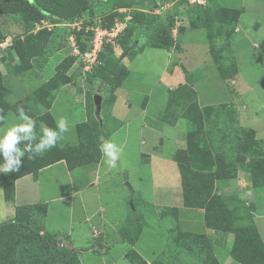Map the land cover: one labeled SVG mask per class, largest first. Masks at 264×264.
Wrapping results in <instances>:
<instances>
[{
    "label": "trees",
    "instance_id": "trees-1",
    "mask_svg": "<svg viewBox=\"0 0 264 264\" xmlns=\"http://www.w3.org/2000/svg\"><path fill=\"white\" fill-rule=\"evenodd\" d=\"M135 1L142 3L143 0ZM179 1L180 5H186L188 12L191 13L190 24L195 28H206L207 39L210 43L215 39H221L224 47L231 45V37L234 35L242 13L241 9L223 6L216 0H206V5ZM89 8L90 0H13L6 6L0 5V9L20 14L26 20L37 21L46 16L53 22L73 20L87 12ZM131 21L141 28H147L153 18L148 13L134 10ZM130 29H127L128 33ZM48 37L49 31L43 28L27 34L23 42L15 41L12 49L18 56L19 63H14L11 53H9L10 64L5 66L7 73L19 75L24 63H28L29 59L44 52ZM117 40L120 42L119 48L122 53L129 54V58L133 59L135 53L130 46H127L125 37ZM145 45L167 49L170 40L155 33ZM103 47V51L99 53L101 63L95 66L88 77L116 88L121 84L122 78L127 76L128 71L124 65L117 63L111 46L104 45ZM262 48L264 53V46ZM72 61L73 58H69L62 62L54 77L36 90L34 97L37 95L48 96L44 102L47 110L38 117H32L36 121V127L40 123L39 121L48 123L51 128L55 127L50 107L56 94L52 92L56 90L57 93L62 84L69 80L64 74ZM221 68L224 69L220 70L221 74L228 77L224 72L225 68L223 66ZM117 74H120L121 77L117 78ZM181 89L185 91L181 93ZM8 93L9 89L3 83L0 70V114L5 118L3 122H0V126L5 123L9 112L17 114V106L30 97V94H27L15 102H10L6 99ZM115 98L113 95L108 100L110 107ZM161 120L172 126L178 125L186 131L185 148L178 149L173 154V160L180 173L183 204L204 207V222L207 226L234 234L229 254L237 263L264 264V242L251 214L247 213L243 216L239 207L231 204V200L213 193L216 180L234 178L237 172L242 169L250 172L252 187L264 186V139H256L255 130L249 127L238 129L239 135L236 137V139L240 137L238 144L237 142L236 144L208 142L203 112L197 101L196 91L190 86L178 87L168 92ZM103 128L97 122L94 123L86 119L74 126L77 136L75 144H57L50 151L32 160H29L26 154L20 171L0 174L4 199L6 201L13 199L16 178L29 173L36 176L40 168L55 161L64 159L73 176L77 170L93 168L101 157L100 140L101 138L105 139L108 135V132ZM189 169H193L199 177L195 181L194 187V194L198 196L196 200H191L189 197V194L192 196ZM129 206L130 211L119 229V236L122 242L132 246L141 233L144 220L143 210L151 205L144 202L137 192H133L130 195ZM170 209L176 211L173 207H158L157 212L162 218L165 212ZM46 211V203L17 206L13 219L0 223V264H81L78 251L68 245L69 237L67 235L44 230L42 221ZM58 235L62 245L57 240ZM190 240L195 242L197 240L200 244L199 249H194ZM180 241L187 243L188 253L198 256L201 264H219L213 252V245L205 235L182 231H178L177 234L172 232V243L179 245ZM124 258L131 264H148L133 248L125 252Z\"/></svg>",
    "mask_w": 264,
    "mask_h": 264
},
{
    "label": "rangeland",
    "instance_id": "rangeland-1",
    "mask_svg": "<svg viewBox=\"0 0 264 264\" xmlns=\"http://www.w3.org/2000/svg\"><path fill=\"white\" fill-rule=\"evenodd\" d=\"M12 1L0 0V5L6 6ZM184 1L192 4L189 0ZM216 1L223 6L242 9L238 20L241 30L238 32L236 25L229 47H224L221 39H215L210 43L207 39L206 28H195L190 24L191 13L188 12L186 5H180L181 2L179 0H161L162 3L159 6L155 5L159 12L153 10L150 5L151 0H143L142 3H137L135 0H90V8L87 12L73 20L61 22H53L46 16L41 17L37 21L26 20L20 14L0 9V42L8 44L0 47V70L4 71V73H7L6 64H10L9 53L12 55L13 62H18V56L12 49L15 41L21 40L23 42L27 34L36 32L39 29L44 28L49 31L48 43L41 55L29 59L28 63H24L22 72L19 75L5 74L6 81L14 90L10 94L9 99L15 101L22 97V93L29 92L30 97L21 104L25 113L30 117L42 115L47 110L44 102H46L48 96L37 95V97H34L36 90L54 77L58 66L62 62L73 58L64 74L69 79L67 83L65 82L69 86L68 91L59 93L51 109L55 116V121L59 117L64 116L74 124L83 118L84 111L86 119L94 123L97 122L102 128L104 127L103 130L108 131L107 125H104L105 117L110 110V102L108 103V100L115 95V91L119 87L122 90L121 97L117 98L114 107H119L120 104L121 109L116 110V115L128 118L140 111L139 103L141 101L142 104L146 102V96H144L146 93L154 91L151 93V97L155 104L166 107L165 104L168 97L166 96L165 99L164 92L168 93L178 87L190 86L196 91L197 101L199 94L201 99L207 101L218 99L226 102V105L231 104V102L226 101L227 90H234L238 96H236V99L240 111L248 112V115H245L239 121L240 125L243 126L239 128L249 127L250 125H254L253 127L262 126L264 124V53L262 48L264 46V0ZM199 4L206 5L207 1L203 0V3ZM134 10L150 14L153 18L152 23L147 28H141L132 23V12ZM128 14L130 19L125 21ZM175 18H182V24L177 33L172 31ZM122 22H125V26L113 41H106V36H103L105 43H103L100 51H103L104 45L111 46L117 63L124 65L128 71L127 76L122 78L121 84L116 88H112L104 82L88 77L95 66L101 63L99 54L96 60L90 63H87L83 58H86L90 52L93 39L98 35L99 30L106 29L110 31L111 28H115L116 25ZM128 28H131L129 33L127 31ZM155 33L170 40L169 48L161 49L145 45L147 40ZM123 37L126 39L127 46H130L135 53L133 59L129 58V54H123L119 48L120 42L117 39H122ZM7 38H10V42H6ZM222 66L225 68L224 72L228 77L221 74ZM120 77L121 75L117 74V78ZM194 82L197 84H194ZM211 89L217 91V93L211 92ZM55 91L52 93L57 94ZM184 91V89H181V93ZM95 94H100L101 96L99 112L96 111L93 101ZM123 101H127L129 106L122 107ZM243 104L246 107H243ZM224 105L225 103L222 104V106ZM215 108L213 107V110L211 107L204 108L206 116H214ZM112 112H114V109ZM163 113L164 111L160 113L161 116ZM18 120V113L9 112L5 123L0 128L11 126L17 123ZM204 120L205 128L207 124L210 127L211 122L207 123V118H204ZM39 122L36 127L38 135L42 129L51 128L48 123ZM165 128L167 129V127ZM233 128L235 135L238 136V128ZM235 140L234 144L236 142L237 144L240 143V137ZM76 142L77 136L74 129L72 134L67 135L58 144L73 145ZM162 148L166 151L171 149L167 139L163 141ZM189 174L191 175L192 184L190 193L194 194V178L195 176L198 177V175L195 174L193 169H189ZM139 196L141 197L140 194ZM194 197L190 196V199L196 200L197 196L196 198ZM263 197L260 202V205L263 206L259 210V214L262 215H264ZM141 199L151 205L143 210L144 214L145 211L151 210L161 218L157 212L159 206L152 205L142 197ZM170 212L176 214L174 209H170V211L165 212L162 218L169 215ZM262 221H264V218L258 219L260 225H262ZM262 231L264 235V230L262 229ZM170 235V242H172V232H170ZM88 241H86V244L90 243ZM111 246L112 249L98 255V264H131L118 254L124 244L115 241ZM92 247L97 253L99 252L95 246ZM85 254L91 253L85 252ZM193 256L200 260L198 256ZM82 259L84 263L91 260H87L85 256ZM231 259L234 263L236 262L232 257Z\"/></svg>",
    "mask_w": 264,
    "mask_h": 264
},
{
    "label": "crops",
    "instance_id": "crops-1",
    "mask_svg": "<svg viewBox=\"0 0 264 264\" xmlns=\"http://www.w3.org/2000/svg\"><path fill=\"white\" fill-rule=\"evenodd\" d=\"M240 30L237 24V31ZM5 74L7 73L2 71L3 83L9 89L6 96L8 101L15 102L29 93H22V97L15 101L10 100L9 96L14 90L6 81ZM68 88L65 84L59 89L50 112L59 93L68 91ZM120 89L121 87L115 91V101L104 120V125L109 129L106 130L108 135L105 140H113L122 150L117 166H108L101 154L99 162L93 168L77 170L73 176L64 159H61L40 168L36 176L29 173L16 178L14 197L10 201L4 199L0 185V223L13 219L17 206L46 203L47 211L42 221L44 230L67 235L68 245L78 251L81 264H98V255L112 249L111 245L115 241L124 244L118 252L121 257L133 248L148 264H201L197 257L188 253L185 241H180L179 245L170 242V232L177 234L178 231L205 235L213 245V252L219 264L237 263L232 261L229 254L234 234L207 226L204 222V207L183 204L181 178L173 154L185 147L186 131L178 125L172 126L161 120L160 113L165 107L155 104L151 97L154 91L144 95L146 102L139 103L138 113L128 118L118 117L116 110L121 109V106L114 105L117 98L121 97ZM211 92L217 93L212 89ZM164 93L166 99L168 93ZM236 96L234 90H227L226 101L231 104L226 105V102L218 99H201L198 94L203 116L207 118V123L211 122L210 127L206 125L208 142L235 143L237 135L233 127H243L239 121L248 115V112L240 111ZM122 105L128 107L129 103L123 101ZM208 107L212 110L216 107L214 116H206L204 108ZM243 107L246 105L243 104ZM51 114L55 120L54 114ZM84 120L86 116L83 111V118L73 125ZM253 126L249 127L255 130V138H264V124ZM165 139L171 145L168 151L162 148ZM198 178L195 176L194 182ZM261 189H264V186L252 187L250 172L242 169L234 178L216 180L213 193L231 200V204L237 205L243 216L250 213L264 242V221L262 225L258 222V219L264 218V215L259 214L263 206L260 205L261 198L264 196V190ZM134 191L154 206L174 207L177 212H170L164 218H159L153 211H145L140 236L131 246L120 240L119 229L129 214L130 195ZM192 196L196 198L197 194ZM94 225L100 226L102 230L97 239L91 238L90 228ZM86 241L90 243L86 244ZM190 244L197 249L200 246L197 240H190ZM85 252L91 254L86 255ZM84 256L91 260L84 263Z\"/></svg>",
    "mask_w": 264,
    "mask_h": 264
},
{
    "label": "clouds",
    "instance_id": "clouds-1",
    "mask_svg": "<svg viewBox=\"0 0 264 264\" xmlns=\"http://www.w3.org/2000/svg\"><path fill=\"white\" fill-rule=\"evenodd\" d=\"M17 113V123L0 128V174L20 171L26 154L29 160L42 156L74 131L72 122L61 116L56 120L54 128H44L38 135L35 119L25 113L22 105L17 106ZM4 119L0 114V122ZM99 151L108 166H117L122 151L117 143L101 138Z\"/></svg>",
    "mask_w": 264,
    "mask_h": 264
},
{
    "label": "built area",
    "instance_id": "built-area-1",
    "mask_svg": "<svg viewBox=\"0 0 264 264\" xmlns=\"http://www.w3.org/2000/svg\"><path fill=\"white\" fill-rule=\"evenodd\" d=\"M191 3H203V0H189ZM161 0H152L151 1V7L153 8V10L155 12H159L158 8L155 7V5L159 6L161 4ZM130 19V16L129 14L126 16L125 18V21L126 20H129ZM182 24V18H175V21H174V25H173V28H172V31L173 33H177L178 32V29L179 27L181 26ZM125 26V22H122L118 25L115 26V28H111L110 31H107L106 29L105 30H99L98 31V35L93 39V42H92V47L90 49V52L88 53V55L86 56V58H83L87 63H90V62H93L96 60V57L97 55L99 54V52L101 51V47L103 45V43H105L103 41V36H106V41H113L116 37H117V34L121 31V29ZM10 42V38H7L6 39V42ZM2 45H8V44H3L0 42V47ZM101 227L100 226H92L90 228V232H91V238L93 239H97L100 234H101ZM57 240L60 241V238L59 236L57 237ZM60 245H62V241L59 242Z\"/></svg>",
    "mask_w": 264,
    "mask_h": 264
},
{
    "label": "water",
    "instance_id": "water-1",
    "mask_svg": "<svg viewBox=\"0 0 264 264\" xmlns=\"http://www.w3.org/2000/svg\"><path fill=\"white\" fill-rule=\"evenodd\" d=\"M93 101H94V104H95V107H96V111L99 112V110H100V103H101V96H100V94H95L93 96Z\"/></svg>",
    "mask_w": 264,
    "mask_h": 264
}]
</instances>
